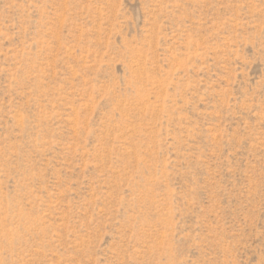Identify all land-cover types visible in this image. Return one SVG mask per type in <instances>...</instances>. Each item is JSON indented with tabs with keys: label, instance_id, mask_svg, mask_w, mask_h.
I'll return each instance as SVG.
<instances>
[{
	"label": "rangeland",
	"instance_id": "1",
	"mask_svg": "<svg viewBox=\"0 0 264 264\" xmlns=\"http://www.w3.org/2000/svg\"><path fill=\"white\" fill-rule=\"evenodd\" d=\"M0 264H264V0H0Z\"/></svg>",
	"mask_w": 264,
	"mask_h": 264
}]
</instances>
